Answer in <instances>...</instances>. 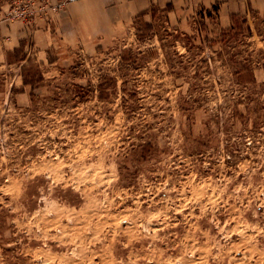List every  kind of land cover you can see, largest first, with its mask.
Instances as JSON below:
<instances>
[{"label": "rangeland", "instance_id": "obj_1", "mask_svg": "<svg viewBox=\"0 0 264 264\" xmlns=\"http://www.w3.org/2000/svg\"><path fill=\"white\" fill-rule=\"evenodd\" d=\"M68 1L0 0V264H264V16Z\"/></svg>", "mask_w": 264, "mask_h": 264}, {"label": "clouds", "instance_id": "obj_2", "mask_svg": "<svg viewBox=\"0 0 264 264\" xmlns=\"http://www.w3.org/2000/svg\"><path fill=\"white\" fill-rule=\"evenodd\" d=\"M140 7V0H69L63 38L69 44H95L113 35L118 23Z\"/></svg>", "mask_w": 264, "mask_h": 264}, {"label": "crops", "instance_id": "obj_3", "mask_svg": "<svg viewBox=\"0 0 264 264\" xmlns=\"http://www.w3.org/2000/svg\"><path fill=\"white\" fill-rule=\"evenodd\" d=\"M69 1L66 3L64 11H62L63 21L61 23L62 29H64V21L67 19V6ZM172 4L168 10V14H174L178 18L177 21H184L185 17H188V14L193 13L197 9L205 10L211 9L213 5H217V12H214L217 20H219L222 25H230V14L239 13L246 15L248 17L250 13L263 15L264 16V0H140V9L133 13L127 19H132L135 15L147 11L151 6H160L164 7L166 4ZM115 5L110 6V11L114 10ZM178 12V15H175V12ZM176 12V14H177ZM179 12L183 16L179 15ZM122 22L118 23L117 30H120ZM64 31V30H63ZM43 33V32H42Z\"/></svg>", "mask_w": 264, "mask_h": 264}, {"label": "trees", "instance_id": "obj_4", "mask_svg": "<svg viewBox=\"0 0 264 264\" xmlns=\"http://www.w3.org/2000/svg\"><path fill=\"white\" fill-rule=\"evenodd\" d=\"M214 12H217V5H213L212 7H211V9H205V10H201V12L200 13H202L203 14V17L205 16H207V17H213L214 16ZM239 18H241V21L243 22H245L247 19H246V16L245 15H243V14H239V13H231L230 14V25L228 26V28L227 29H233L234 28V26H235V23H236V21H238L237 19H239ZM237 28H239V26H237ZM246 28L248 29V31L250 32L251 30H250V27H249V25L248 26H246ZM23 76V79H24V75H22Z\"/></svg>", "mask_w": 264, "mask_h": 264}]
</instances>
